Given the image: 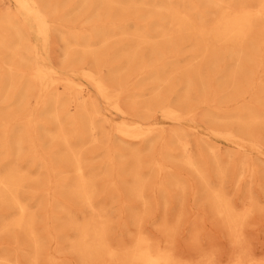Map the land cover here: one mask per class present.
<instances>
[{"label":"bare ground","instance_id":"bare-ground-1","mask_svg":"<svg viewBox=\"0 0 264 264\" xmlns=\"http://www.w3.org/2000/svg\"><path fill=\"white\" fill-rule=\"evenodd\" d=\"M253 155L264 0H0V263L264 264ZM209 219L226 262L203 248Z\"/></svg>","mask_w":264,"mask_h":264},{"label":"rangeland","instance_id":"rangeland-1","mask_svg":"<svg viewBox=\"0 0 264 264\" xmlns=\"http://www.w3.org/2000/svg\"><path fill=\"white\" fill-rule=\"evenodd\" d=\"M8 4L2 6V8H7ZM14 9V8H12ZM33 39L35 40L36 43H38L42 48H44L47 51V58L49 60H51L52 62H55L57 58V61L60 59L59 57V53L58 55H56L53 51V49L56 47V41L51 38L48 42L44 43L42 42V40L36 36L33 37ZM59 58V59H58ZM101 107L103 108V111H106V107L104 105V103L100 100L99 101ZM157 116H153L151 118L155 119ZM160 119V118H159ZM161 120V119H160ZM162 121V120H161ZM201 126L208 128L211 124H209L208 122H201L200 123ZM167 130L168 132H171L172 130L176 129L177 126H174L173 124H166ZM201 141L203 142H208L210 141L211 144L215 145L221 152L225 153V152H231V153H235V156L240 157L239 153L236 152L234 149H232L231 147H229L228 145H226L225 143L219 142L216 138H213L210 135H201L200 136ZM93 147H89V150H91ZM253 157H256V155ZM257 158V157H256ZM255 158V163L258 164L259 166V172L261 177L260 178H264V162H262V160L258 161V158L256 160ZM97 160V159H96ZM264 182V181H262ZM247 189V187H245ZM253 191V189H252ZM257 197L259 198V203L261 207H264V184H262L260 187L254 189L253 191ZM192 204L194 205L193 209L194 210H198L199 205H196L197 203L192 202ZM191 204V206H192ZM203 208V207H201ZM205 208H207V206L205 205ZM188 210V208H187ZM161 214H162V210H161ZM194 215V212L192 211V213L188 214L189 219L192 220L191 216ZM187 217V218H188ZM119 221V219H116V221ZM152 231H154V227L151 226ZM191 233L192 231H190V229L188 228L187 224H184V222L179 226V229L177 231L176 234V242H177V252L180 255H187L190 254V256L192 258H196L198 256L197 250L195 248H191ZM246 234L248 236V240L251 244V247L257 252V253H261L264 254V211L263 212H259L257 213L251 220H250V224L247 228ZM1 242H3V240H0ZM203 243V248L208 249V248H216L217 251L219 253H221L222 256V261H228V257L231 253L232 250V246L229 242V237L228 235L218 226H216L214 224V222H212L211 219L208 220L207 223V229L205 231V235L203 237L202 240ZM67 253V251H66ZM69 256V255H68ZM64 263H70V261L64 262ZM0 264H4V263H0Z\"/></svg>","mask_w":264,"mask_h":264}]
</instances>
